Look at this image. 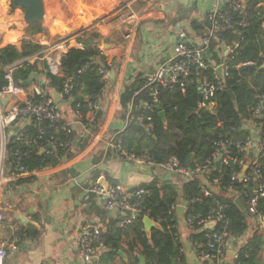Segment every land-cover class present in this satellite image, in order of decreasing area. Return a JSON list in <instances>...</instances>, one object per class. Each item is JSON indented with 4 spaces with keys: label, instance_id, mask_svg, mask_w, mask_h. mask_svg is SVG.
Wrapping results in <instances>:
<instances>
[{
    "label": "trees",
    "instance_id": "trees-1",
    "mask_svg": "<svg viewBox=\"0 0 264 264\" xmlns=\"http://www.w3.org/2000/svg\"><path fill=\"white\" fill-rule=\"evenodd\" d=\"M230 14L234 27L215 31L210 45V60L218 63L223 45L233 46L235 42L239 44L231 54L232 60L225 88L217 91L213 97L214 110L210 111L201 106L199 94L201 81L205 77L213 79L215 71L212 68L194 67L188 84L183 88L177 84L168 87L158 85L157 104L154 103L151 90L143 88L142 80L138 90L133 87L125 89L120 96V105L127 114L130 104L133 103V112L143 117L144 124L138 126L135 125V121H131L116 136L120 140L122 152L147 156L155 165L174 160L179 167L188 171H195L198 166H207L203 176L212 184L214 179H219L216 190L210 189L212 195L205 196L201 187L202 179L197 175L178 183L163 179L159 174L149 182L134 188L133 194L139 189L145 191L139 199L135 195L130 199L132 203L137 202L139 215L132 223L123 226H121L123 217L112 220L106 229L102 230L100 239L107 248L101 257L103 264H140L139 255L144 256L146 264H187L180 239V220L176 208L180 203L184 204L185 220L193 216L205 218L216 208L217 202L226 205L223 211L224 224L219 221L217 231L222 225H226L231 236L236 239L245 236L248 229L252 231L235 252L233 260H226L225 264H264V230H260L256 222L257 217H264V196L257 201L256 214L250 212L247 204V197L252 196L261 182L264 183V151L258 157L262 180L250 181L247 184L233 178L234 174L241 173L243 168L233 161L226 165L222 150L217 158L214 156L218 148L217 142L222 137L227 136L233 142L245 141L250 133L244 128V122L247 120L262 124L264 127V105L260 99L264 94V6L253 9L248 6L243 14L235 11H230ZM242 21L245 22L243 26L240 24ZM191 24L195 30L204 29L203 24L195 20ZM47 30L45 23L32 22L24 28L25 36L20 46L7 44L0 47V90L7 84L6 66L41 51L45 46L33 37L46 33ZM13 37L16 39L15 33ZM79 37L78 40L84 43L85 48L68 49L61 57L58 74H51L47 71L46 63L37 60L33 64L15 68L13 79L16 84L24 87L22 83L33 72H39L38 62L44 65V76L51 79L46 90L48 94H51L53 89L61 94L65 82L71 78L74 88L69 95L62 98L64 102L69 103L70 110L80 123L95 131L103 118V111L102 108L95 111L91 105L100 102L99 98L108 83L101 70L110 71L114 63L106 61L96 42L89 41L97 37L95 33L90 35L84 33ZM245 62L250 64L243 65ZM39 82L37 85L41 86ZM24 88L29 89L31 86ZM227 88H232L236 104L226 92ZM32 97L38 98L36 95ZM258 105H262V109L254 114L253 111ZM157 106L164 111L165 121L160 118ZM89 114L93 116L92 121L88 119ZM65 119L59 124L49 120H44L40 124L34 119L25 121L24 127L8 139L9 174H16V165L19 164L28 173L55 166L63 159L71 157L75 148L76 151L83 148L87 141H76L75 146V133L73 131L67 133L62 129ZM148 123L153 125L150 131L146 130L145 125ZM18 135H21L19 139ZM67 141H72V144L64 145ZM231 150L235 158L241 159L245 156L234 145L231 146ZM118 154L125 158L124 154ZM250 172L251 170L247 171L248 174ZM180 176L178 175L179 179ZM236 197L241 199L248 215L235 203ZM146 216L159 224V227L151 230L150 235L145 231ZM204 234L205 231L193 232L192 241L204 242ZM18 235L22 239L37 238L40 231L34 226H27L18 231ZM128 236L131 239L128 242L129 248L126 249L122 241ZM237 245L238 242L235 246ZM118 251L126 253L127 260H124ZM204 264L216 262L205 261Z\"/></svg>",
    "mask_w": 264,
    "mask_h": 264
},
{
    "label": "crops",
    "instance_id": "crops-1",
    "mask_svg": "<svg viewBox=\"0 0 264 264\" xmlns=\"http://www.w3.org/2000/svg\"><path fill=\"white\" fill-rule=\"evenodd\" d=\"M8 1L0 0V47L10 42L20 46L27 25L23 17L18 16V10L10 13ZM44 2V23L48 30L35 35L33 38L36 41L45 46L62 36L95 33L97 37L89 41L96 42L106 61H113L114 65L108 72L101 107L103 118L95 131L80 123L70 110L69 103L62 98L60 106L65 121L72 124L75 146L76 141H87V144L78 151L75 148L71 157L55 166L19 175L14 181L4 184L0 195V209L4 214L0 224V244H18L17 252L9 254L5 264H87L81 260L77 244L82 223L93 220L105 230L112 220L123 217V214L108 210L99 196H87L85 189L93 183L103 188L122 184L132 192L157 174L166 179L168 173L139 165L120 156L110 146V142L117 139L116 136L126 127V113L120 105V96L127 87L138 90L146 75L152 74L160 63L173 56L179 30L187 32L191 45H200L204 33L210 30L204 22L218 2L202 0L200 9L193 6L189 10L186 6L188 0H74V27L64 18L59 19L60 16L55 13L49 21L47 3ZM16 16L23 22L12 25ZM194 20L202 23L204 29H193L191 23ZM38 68L39 72H33L38 79L34 80L32 87L45 78L42 62H38ZM112 70L113 78L110 75ZM88 119L92 121V114L88 115ZM169 179L180 183L185 178L172 175L166 180ZM210 189L214 191L216 186L210 185ZM27 226L36 227L40 235L37 238L19 237L18 231ZM179 230L187 264H204L192 241V228L180 221ZM251 233L248 229L245 236L237 239V246V242L233 241L226 260H233L234 252ZM130 239L128 236L122 241L126 249Z\"/></svg>",
    "mask_w": 264,
    "mask_h": 264
},
{
    "label": "built area",
    "instance_id": "built-area-1",
    "mask_svg": "<svg viewBox=\"0 0 264 264\" xmlns=\"http://www.w3.org/2000/svg\"><path fill=\"white\" fill-rule=\"evenodd\" d=\"M132 1V0H127ZM218 6L208 13L207 20L211 24L208 33L203 37L201 44L198 46L191 45L185 30H179L177 34V41L173 46V56L164 60L157 66L155 71L144 77L143 88L150 89L152 92L154 103H158L157 86L168 87L174 84L179 85L181 88L185 87L192 74V69L197 68H212L215 71L213 79L205 77L199 85V94L201 96V106L208 108L210 111L214 110L215 102L214 95L217 91L225 88V83L217 73V69L222 67L223 76L226 78L229 75L231 65V54L234 53L238 47V42L233 46L223 45V49L219 52L220 62L210 60V45L215 31L228 30L234 27L230 11L238 13H245L249 3L248 0H217ZM264 6V3L259 5ZM229 10H227V8ZM125 20L124 17L121 18ZM240 24L245 25L242 21ZM264 27V22H263ZM80 34H70L62 36L57 40L50 42L38 53L26 56L17 62L6 66V79L7 84L0 90V100L8 98L4 107L0 105V195L3 186L6 182L14 181L19 175L28 173L23 166L16 165V174H9L7 168L8 152L7 144L8 139L12 134H17L23 127L25 121L34 119L38 124L44 120H49L52 123H62L65 119L62 107L55 101L52 93L48 94L41 86H31L29 89L15 83L13 79V71L15 68L24 64H33L36 60L44 61L47 65V71L51 74L59 73V66L61 57L68 49L72 47L85 48L82 41L78 40ZM104 54V52L101 50ZM250 62H245L243 65H249ZM238 67L240 66L237 65ZM108 80V72L101 70ZM49 88L50 78H44ZM74 86L72 79L68 78L65 82V87L61 96H66L71 93ZM103 90L100 102H95L91 105L92 109L97 111L102 107ZM36 95L38 98H33ZM264 105V94L260 97ZM133 103L130 104L126 114V125L131 122H139L144 124L142 116H137L133 112ZM262 105H258L253 111L257 114L261 111ZM72 124L65 122L62 129L67 133L73 131ZM18 126V130L13 132L14 128ZM147 128L152 129L153 125L148 123L145 125ZM244 128L250 131L244 142H233L227 136L222 137L217 142V151L214 156L217 158L221 150L224 153L225 164L228 165L229 161H233L243 168L239 174H234L233 178H238L244 183L250 181L259 182L262 176L258 166V157L264 151V127L252 120L244 122ZM13 132V133H12ZM43 134V132H42ZM21 135H18L19 139ZM72 141L65 142L64 145H70ZM236 146L239 152L244 153L241 159L235 158L232 154L231 146ZM110 146L114 147L117 153L125 155V158L139 164L148 165L154 168L164 170L168 173H175L184 178H190L194 175L201 177V187L205 196H211L210 185L219 184V179H214L213 184L209 182L208 178L204 177L207 166H198L195 171H188L178 166L176 161L171 160L167 163L155 165L147 156H136L135 154H128L122 152L119 139H113ZM221 148V149H220ZM45 151V150H44ZM251 153L252 156L250 155ZM210 162H208L209 164ZM251 170L248 174L247 171ZM86 195H97L101 198L104 206L111 211H120L123 214V221L121 226L132 223L139 213L137 202L132 203L131 197L137 196V199L145 192L144 189H139L133 194L122 184H116L109 188H103L98 183H93L85 189ZM264 196V183H260L257 189L254 190L251 197H247V204L252 214H256V205L260 197ZM237 198V197H236ZM239 198V197H238ZM225 204L217 202L216 208L211 211L207 217L201 218L199 216L189 217L185 220V224L192 228L193 232L205 231L204 242H194L198 250L199 258L202 262H216V264H225L226 256L233 246V241L237 240L232 237L227 230L226 225H222L221 229L217 231V223L220 221L224 224V209ZM147 217V216H146ZM4 219V214L0 209V224ZM256 222L259 224L260 230H264V217H257ZM102 227L99 223L89 220L82 223L79 236H78V250L81 260L87 264H103L101 262L102 255L106 252L107 248L101 241ZM18 250L17 243H10L9 245L0 244V264H5V260L9 254H14ZM264 257V251H263Z\"/></svg>",
    "mask_w": 264,
    "mask_h": 264
},
{
    "label": "water",
    "instance_id": "water-1",
    "mask_svg": "<svg viewBox=\"0 0 264 264\" xmlns=\"http://www.w3.org/2000/svg\"><path fill=\"white\" fill-rule=\"evenodd\" d=\"M201 1L202 0H188V4L186 6H187V8L189 10L193 6H194V9H200L201 8ZM248 3H249V8L250 9H253V8H255V7L263 4L264 3V0H248ZM14 5L17 6V7H19V8L24 9V14L23 15H24V20H25V22H26L27 25L31 24L32 22H41V23H44L45 13H46L44 0H14ZM204 23H205V25L208 28H211V24L209 23L208 20L205 21ZM114 69H116V66L114 67ZM217 73L222 78V81L225 83L226 82V79L223 76L222 67H219L217 69ZM110 75H111L112 78L114 77V70L111 71ZM35 79H38V75H36V73H32L30 75V77L26 81H24L22 84H23L24 87L31 86ZM41 87L44 90L47 89V84H46L45 79H42L41 80ZM226 92L231 96V98L233 99L234 103L236 104V96H235L232 88H227L226 89ZM52 95H53L55 101L59 105H62L63 104L62 101H61L60 93H58L56 90L53 89L52 90ZM7 100H8V98H2L0 100V105L2 107H4V105H5V103H6ZM157 110L159 111L160 118L163 121H165L164 111L161 109L160 106H157ZM135 125L142 126L143 124L142 123H139V122H135ZM17 130H18V126H16L14 128L13 132L14 131L16 132ZM146 130L147 131H150L149 128H147V127H146ZM252 154L253 153H251L250 155L252 156ZM172 175L174 177H178V174H175V173H167L166 179H168ZM235 203L240 207V209L246 215H248V212H247V210H246V208H245V206L242 203V201H241L240 198L237 197L235 199ZM184 209H185V206L184 205H178L177 208H176L178 219L182 223H185V219H184V216H183ZM138 215H139V213H136V216H138ZM144 226H145L146 233L148 235H150L151 230L154 227H159V224L156 221H154L153 219H151L149 217H145L144 218ZM234 242L236 243L237 240H234ZM118 254L124 260H127V255L123 251H118ZM234 255H235V252H234ZM139 259H140V264H146V260H145L144 256L139 255Z\"/></svg>",
    "mask_w": 264,
    "mask_h": 264
},
{
    "label": "rangeland",
    "instance_id": "rangeland-1",
    "mask_svg": "<svg viewBox=\"0 0 264 264\" xmlns=\"http://www.w3.org/2000/svg\"><path fill=\"white\" fill-rule=\"evenodd\" d=\"M45 1L47 3L49 21H51L50 19L51 15L55 13L60 16V17L58 16L59 19L64 18V20L67 21L69 24H72L73 27L76 26V6H74V0H45ZM107 1H111V0H107ZM8 2H9L8 6L10 9V13L14 14V12L18 10L19 12L18 16H21V18L23 17L24 19V15H23L24 9L16 7L14 5V0H9ZM104 11H107V10H104ZM18 16H16L14 20L16 22H14L12 25H15L16 23H19V22H23L22 19L19 18ZM9 44H13V42H10Z\"/></svg>",
    "mask_w": 264,
    "mask_h": 264
},
{
    "label": "bare ground",
    "instance_id": "bare-ground-1",
    "mask_svg": "<svg viewBox=\"0 0 264 264\" xmlns=\"http://www.w3.org/2000/svg\"><path fill=\"white\" fill-rule=\"evenodd\" d=\"M37 61V60H36ZM226 79V78H225ZM104 95H105V92H104ZM104 95H103V98H104ZM60 97H61V101H62V96H61V94H60ZM103 98H102V101H103Z\"/></svg>",
    "mask_w": 264,
    "mask_h": 264
}]
</instances>
